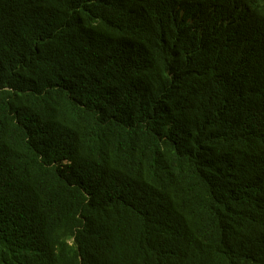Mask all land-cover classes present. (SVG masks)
<instances>
[{
    "label": "trees",
    "instance_id": "16d2710c",
    "mask_svg": "<svg viewBox=\"0 0 264 264\" xmlns=\"http://www.w3.org/2000/svg\"><path fill=\"white\" fill-rule=\"evenodd\" d=\"M0 264H264V0H0Z\"/></svg>",
    "mask_w": 264,
    "mask_h": 264
}]
</instances>
